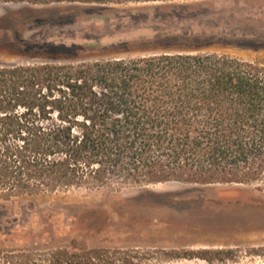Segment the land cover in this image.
<instances>
[{"label":"trees","instance_id":"trees-1","mask_svg":"<svg viewBox=\"0 0 264 264\" xmlns=\"http://www.w3.org/2000/svg\"><path fill=\"white\" fill-rule=\"evenodd\" d=\"M179 1L186 0L0 3L109 7ZM146 51L93 62L0 66V194L264 182V61L165 44ZM243 208L264 212V201ZM233 253L164 255L230 264ZM142 257L80 248L52 252L44 262L140 264Z\"/></svg>","mask_w":264,"mask_h":264},{"label":"rangeland","instance_id":"rangeland-1","mask_svg":"<svg viewBox=\"0 0 264 264\" xmlns=\"http://www.w3.org/2000/svg\"><path fill=\"white\" fill-rule=\"evenodd\" d=\"M151 44L264 61V0L0 3V66L136 57ZM250 199L264 201V182L0 194V264L80 248L138 252L140 264H206L164 254L223 249L230 264H264V212L246 211Z\"/></svg>","mask_w":264,"mask_h":264}]
</instances>
